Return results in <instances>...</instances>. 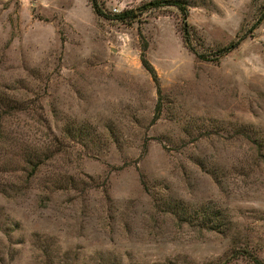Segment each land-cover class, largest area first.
I'll use <instances>...</instances> for the list:
<instances>
[{
  "label": "rangeland",
  "instance_id": "1",
  "mask_svg": "<svg viewBox=\"0 0 264 264\" xmlns=\"http://www.w3.org/2000/svg\"><path fill=\"white\" fill-rule=\"evenodd\" d=\"M183 1L0 0V264L264 262V0Z\"/></svg>",
  "mask_w": 264,
  "mask_h": 264
},
{
  "label": "trees",
  "instance_id": "2",
  "mask_svg": "<svg viewBox=\"0 0 264 264\" xmlns=\"http://www.w3.org/2000/svg\"><path fill=\"white\" fill-rule=\"evenodd\" d=\"M91 3V7L94 11V13L97 16L103 17L105 19H109V20H115L117 22H120L122 24L125 25H131L132 22H134L138 17L142 16L144 13L153 10V9H159L165 6H175L177 7V9L179 10V12L181 13L183 20H186L187 14H188V9L186 6V2L183 0H168V1H164V0H152L149 1L135 9H128V10H123L122 12L119 13H110L109 15H107V13L101 9V7H99L98 5V0H89ZM264 19V10L262 11L261 16L259 17L258 21L256 22V24L258 25V22H261ZM183 41L184 43L187 45V47L190 49L189 44H190V36H189V32L188 29L186 28V25L183 26ZM239 44V41L237 42H232L230 43L228 46H226L224 49H221L220 51L217 52V59L219 57L225 56L228 53H230L231 51H233L237 45ZM145 49H143L144 51ZM200 59L204 60V61H212L211 59L205 57V56H198ZM141 62L143 67L145 68V70L151 75V77L153 78L154 82L157 84L158 86V79H157V75L155 70L153 69V67L146 61V59L144 58V55L142 53L141 55ZM0 113L1 115H6L8 113ZM0 115V119L3 117ZM1 129V127H0ZM246 256L249 258V261L252 264H264V262L259 259L256 255L250 253V252H246Z\"/></svg>",
  "mask_w": 264,
  "mask_h": 264
}]
</instances>
